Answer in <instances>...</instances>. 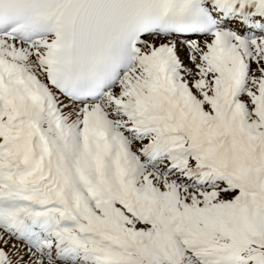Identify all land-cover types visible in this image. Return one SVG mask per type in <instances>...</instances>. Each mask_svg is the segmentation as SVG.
Masks as SVG:
<instances>
[{"label": "snow or ice", "instance_id": "1", "mask_svg": "<svg viewBox=\"0 0 264 264\" xmlns=\"http://www.w3.org/2000/svg\"><path fill=\"white\" fill-rule=\"evenodd\" d=\"M0 264H264V0H0Z\"/></svg>", "mask_w": 264, "mask_h": 264}]
</instances>
